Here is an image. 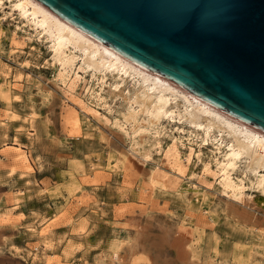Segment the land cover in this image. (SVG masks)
Returning <instances> with one entry per match:
<instances>
[{
    "label": "rangeland",
    "instance_id": "obj_1",
    "mask_svg": "<svg viewBox=\"0 0 264 264\" xmlns=\"http://www.w3.org/2000/svg\"><path fill=\"white\" fill-rule=\"evenodd\" d=\"M5 12L0 264H264V235L241 218L242 210L251 211L264 227L263 205H244L218 185L214 138L221 142V134L223 149L225 134L214 130L202 141V131L177 118L181 103L173 118L156 124L139 115L146 126L131 131L123 97L138 88L134 80L107 73L103 99H89L85 88L98 80L78 68L80 53L68 80L50 40ZM197 144L199 152L189 154ZM173 145L178 156L166 157ZM240 157L231 177L243 179L245 194L256 199L254 175Z\"/></svg>",
    "mask_w": 264,
    "mask_h": 264
},
{
    "label": "water",
    "instance_id": "obj_2",
    "mask_svg": "<svg viewBox=\"0 0 264 264\" xmlns=\"http://www.w3.org/2000/svg\"><path fill=\"white\" fill-rule=\"evenodd\" d=\"M264 132V0H36Z\"/></svg>",
    "mask_w": 264,
    "mask_h": 264
},
{
    "label": "bare ground",
    "instance_id": "obj_3",
    "mask_svg": "<svg viewBox=\"0 0 264 264\" xmlns=\"http://www.w3.org/2000/svg\"><path fill=\"white\" fill-rule=\"evenodd\" d=\"M5 1L8 2V6H5ZM7 7L10 9L9 16L16 12L18 23L33 27V30L38 35L50 40V48L55 57V62L60 65L61 74H64L68 80L76 60L79 58L77 53H80L81 64L78 68L83 72L89 71L91 77L93 79L96 77V80H98L94 85L85 88L84 92L89 99H103L101 97V85L107 73H116L121 82L127 79L134 80L138 84V88L132 95L123 97L129 108L128 113L124 115V121L126 124L131 125V131H139L141 126H146L143 120L138 121L137 117L139 115L149 114V124H156L163 118H173L174 109L179 108L178 105L181 103L184 107L183 114L179 112L176 115L177 118L179 120L184 119L188 124L197 128V131H202V141H207L214 130L217 133L225 134L229 138V142L223 149H221L223 145L221 134L219 138L221 142L214 138L217 153H214L213 158L220 178L218 185L228 190L231 195L237 193L236 200L244 205L255 207L260 202L264 208V174H258L260 171L264 172V132L249 126L237 118H233L190 91L181 89L169 79L148 69L146 70L99 40L90 37L59 15L57 16L36 0H0V20L7 15L6 12L4 13ZM77 77L71 80L69 88L75 87L79 80ZM119 85L114 84V89L118 93H122ZM171 101L174 102L173 106ZM132 105H135L137 110H134ZM78 121L79 118L74 117L75 124H78ZM199 147V144H197V150L189 147V154L192 153L191 151L198 153ZM171 149L173 154L169 155L168 152L165 156H171V158L174 155L178 156L177 147L173 145ZM216 154H218V157H216ZM240 156L245 157L247 161L245 170L254 175V180L250 181V187L255 186V190L259 194L256 199H252L251 196L245 194L243 179H239L237 184L231 177V171L234 170L237 160L241 158ZM122 158L126 161L129 168H135V162L129 160L126 155H123ZM241 218H243L244 222H249L252 226L258 227V231L264 235V227L256 223L251 211L242 210ZM179 251L183 254L181 248Z\"/></svg>",
    "mask_w": 264,
    "mask_h": 264
}]
</instances>
